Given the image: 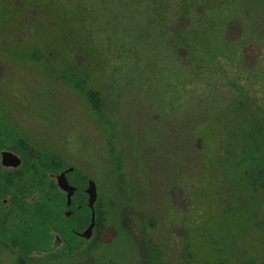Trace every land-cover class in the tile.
I'll return each instance as SVG.
<instances>
[{
  "label": "rangeland",
  "instance_id": "1",
  "mask_svg": "<svg viewBox=\"0 0 264 264\" xmlns=\"http://www.w3.org/2000/svg\"><path fill=\"white\" fill-rule=\"evenodd\" d=\"M0 124L85 172L104 210L77 256L0 264H147V244L156 264H264L243 161L264 126V0H0Z\"/></svg>",
  "mask_w": 264,
  "mask_h": 264
},
{
  "label": "flooded vegetation",
  "instance_id": "2",
  "mask_svg": "<svg viewBox=\"0 0 264 264\" xmlns=\"http://www.w3.org/2000/svg\"><path fill=\"white\" fill-rule=\"evenodd\" d=\"M14 123L17 125L16 122ZM41 149H44V151ZM4 152H10L19 157L21 159V165H5L3 163ZM50 154L51 150L48 145L45 143L42 144L41 142H33L30 138L29 143L21 149L20 131L18 127H14L13 129L4 127L0 131V253L3 251L9 252L14 256L16 263L32 262L35 260V255L40 253L44 255V258L51 259L50 256H46L47 251L36 253L32 251V256H20L19 250L21 246L34 249L35 245H44L45 242L51 241V245L53 244V246L58 249L62 248L66 243L63 236L56 231L52 238L49 217L45 220V215L43 217V214L38 211V209L35 210L34 208L38 202V205H41L42 194L47 200L51 199L48 183L52 177V173L50 170L47 171L50 166ZM27 158L31 160L29 163L26 162ZM46 166L47 169L45 168ZM69 168H74V170L70 172H74L78 169L73 165ZM70 172L67 173V178L69 183L76 187L74 184L76 180H74L73 177L72 179L69 177ZM20 182H22V189L19 188ZM42 184L45 187L44 193L41 188ZM76 191L72 196L71 203L73 198L78 199L82 197L78 196ZM65 194L67 197V192H65ZM86 195L88 205L89 196L87 193ZM97 202L98 199L95 203V211ZM26 205L31 209H26L24 211ZM21 207H23V209ZM68 211L71 212V216L73 213L72 210L67 209L66 212ZM66 212L65 215L67 216ZM44 220L45 222L42 223ZM47 226H49L48 229ZM38 227L42 231H38ZM95 230L96 227L94 228V231ZM83 231L73 230V234L80 236V233ZM36 238L38 239L37 242L35 241Z\"/></svg>",
  "mask_w": 264,
  "mask_h": 264
},
{
  "label": "trees",
  "instance_id": "3",
  "mask_svg": "<svg viewBox=\"0 0 264 264\" xmlns=\"http://www.w3.org/2000/svg\"><path fill=\"white\" fill-rule=\"evenodd\" d=\"M163 1L161 2L162 5ZM167 2H164V4ZM167 3L166 5H168ZM167 12V11H166ZM165 12V13H166ZM35 51H33L32 54H30L29 58H38L42 59L43 56H36ZM59 77L67 84L72 85L74 88H76L78 91L83 92V94L86 95V97L89 99L90 104L92 108L97 111L100 115V120L102 117H105V108L103 103V98L101 96V92L99 90L92 89L88 87V83L90 80V75L87 74L85 78H81L80 74L76 69H66L64 71H60ZM261 125V124H260ZM4 128L0 124V131ZM257 136L254 134H246L245 135V152H250L248 156L243 158V161H250L253 163L254 167L250 168L249 171H247V174L251 177V179L254 180V174L258 172L259 180H261L260 183L264 186V158H260L256 156V152L252 153V151L260 152L264 149V142L263 144H259L257 141L253 146L252 142H255V137L258 140L257 137L263 136L264 137V126L261 125L257 128ZM29 143V138L22 137V134L20 133V146L21 149L23 146L27 145ZM31 160L30 158H27L26 162L29 163ZM71 165L66 161V159L58 152H51L50 154V166L47 169V166L45 167L48 170L51 171L53 175H58L60 172H63L66 168H69ZM73 176L78 177L79 179L76 180L75 188H77L76 194L78 196H82L81 198L75 199L73 198L72 203L68 205V198L66 197V194L63 190L60 189L58 186L57 180L55 177H51L49 181V191L51 194V199L47 200L46 197L42 194V202L39 206L38 203L34 206L35 210L38 209L43 214V217L45 215V220L47 217H49L51 222V235L52 238L54 236V232H58L63 236V239L65 240V245L62 248H55L53 244L51 245V241L45 242L44 245H35L34 249L29 247H23L21 246V249L19 250L20 256H32V251L36 252H42L47 251L46 256H50L52 259H66V258H72L80 254L81 251L87 250V244L90 242L89 239H86L84 237L76 236L73 234V230L77 231H83L87 226L90 225L92 220V213L87 205L86 200V188L89 185V177L86 175L85 172H83L80 169L75 170L74 172H70L69 177L72 179ZM37 177V176H36ZM36 182V181H35ZM257 181L254 180L253 184ZM37 183V182H36ZM19 188L22 189V182H20ZM42 192H45V187L42 184L41 185ZM30 189V188H28ZM47 192V191H46ZM99 202V200H98ZM96 204V230H100L101 226L104 223V219L101 215H103L104 210L102 207H100V202ZM23 209V207H21ZM31 208L26 205V208L24 211ZM67 209L72 210V215L70 217H67L65 215V212ZM42 221V223L45 222ZM71 226V227H70ZM23 227V226H22ZM36 228V226H35ZM49 226H47V229ZM38 231H42L38 227ZM43 239V238H41ZM86 240L88 243H86ZM35 241L37 242L38 239L36 238ZM148 246V251H150L149 257H148V263L147 264H156V261L159 257L158 253L156 252L153 247ZM34 256V255H33ZM165 264V263H164ZM245 264H254V260L249 259Z\"/></svg>",
  "mask_w": 264,
  "mask_h": 264
},
{
  "label": "water",
  "instance_id": "4",
  "mask_svg": "<svg viewBox=\"0 0 264 264\" xmlns=\"http://www.w3.org/2000/svg\"><path fill=\"white\" fill-rule=\"evenodd\" d=\"M3 163L5 165L19 166L21 165V159L13 155L10 152H4L3 153ZM72 170H74V168H69L65 170L64 172L60 173L59 175H57L56 177L57 183L60 189L67 192L68 205H70L72 196L76 191V188L69 183V180L67 178V173ZM85 191L89 196L88 205L92 210V220H91L90 225L83 232H81L80 235L86 239H90L93 235V231L96 226L95 203L98 199V189H97V185L95 184V182L92 180H89V185ZM66 214L67 216H70L71 212L68 211L66 212Z\"/></svg>",
  "mask_w": 264,
  "mask_h": 264
}]
</instances>
